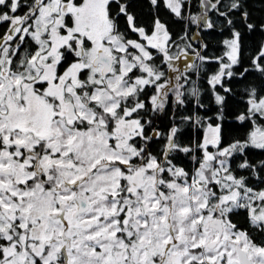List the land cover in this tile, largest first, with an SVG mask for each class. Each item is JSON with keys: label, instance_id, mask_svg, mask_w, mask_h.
<instances>
[{"label": "snow or ice", "instance_id": "1", "mask_svg": "<svg viewBox=\"0 0 264 264\" xmlns=\"http://www.w3.org/2000/svg\"><path fill=\"white\" fill-rule=\"evenodd\" d=\"M0 264H264V0H0Z\"/></svg>", "mask_w": 264, "mask_h": 264}, {"label": "trees", "instance_id": "2", "mask_svg": "<svg viewBox=\"0 0 264 264\" xmlns=\"http://www.w3.org/2000/svg\"><path fill=\"white\" fill-rule=\"evenodd\" d=\"M210 39H212V44H213V46H215V45H216V41H217L218 39H220V37H219V36H215V37L210 38Z\"/></svg>", "mask_w": 264, "mask_h": 264}]
</instances>
